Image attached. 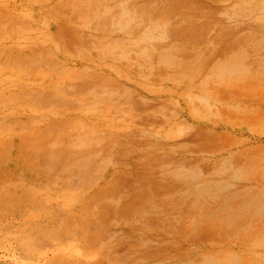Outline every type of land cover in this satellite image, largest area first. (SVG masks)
<instances>
[{
	"label": "rangeland",
	"instance_id": "obj_1",
	"mask_svg": "<svg viewBox=\"0 0 264 264\" xmlns=\"http://www.w3.org/2000/svg\"><path fill=\"white\" fill-rule=\"evenodd\" d=\"M252 28L264 0H0V264H264Z\"/></svg>",
	"mask_w": 264,
	"mask_h": 264
},
{
	"label": "crops",
	"instance_id": "obj_2",
	"mask_svg": "<svg viewBox=\"0 0 264 264\" xmlns=\"http://www.w3.org/2000/svg\"><path fill=\"white\" fill-rule=\"evenodd\" d=\"M250 30L253 32L252 35L258 36V37H260V39H263L264 40V28H256V29H253L252 28ZM244 129L246 130L245 127H244ZM229 130H231V129H229Z\"/></svg>",
	"mask_w": 264,
	"mask_h": 264
}]
</instances>
